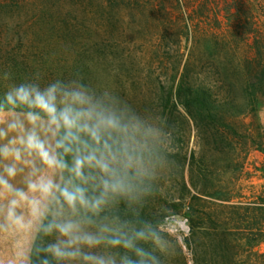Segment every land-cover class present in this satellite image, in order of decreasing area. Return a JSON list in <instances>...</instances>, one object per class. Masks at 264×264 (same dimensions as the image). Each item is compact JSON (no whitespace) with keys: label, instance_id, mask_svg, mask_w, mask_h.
I'll list each match as a JSON object with an SVG mask.
<instances>
[{"label":"rangeland","instance_id":"rangeland-1","mask_svg":"<svg viewBox=\"0 0 264 264\" xmlns=\"http://www.w3.org/2000/svg\"><path fill=\"white\" fill-rule=\"evenodd\" d=\"M40 4L33 2L22 12L0 10V104L3 105L5 119L10 120L11 117L7 116L9 106L4 102V95L13 85L32 82L46 87L61 81L72 87L82 86L99 111L114 116L122 125L119 129H107L103 133V138L118 136L124 148L121 154L115 153L117 162L113 165L116 169L113 179L123 183L125 190L122 193L127 199L138 201L150 197L151 205L158 208L154 213L159 216V208L165 207L164 199L169 201L170 196L177 199L182 190L167 158L176 154L180 145L174 141L173 133L164 131L153 104L158 90L172 85V72L180 56L176 53V39L181 36L180 54H184L185 61L194 51L205 57L221 58L224 77L234 85L243 102L244 81L236 69L237 61L264 58V0H178V3L174 2L173 10L165 1V6L170 9L168 14H162L161 19L125 12V32H117L112 37L99 30L67 35L61 28L54 29L46 19L35 23L36 6ZM163 31L167 32L165 39L155 42L156 34ZM101 40L106 42L96 47L95 44ZM115 42L120 47L112 48ZM5 73L9 74L8 79H4ZM15 111L20 114L27 109L17 108ZM180 111L183 113L184 110L180 108ZM258 111L264 137V96H259ZM25 126L30 127L27 121ZM184 127L188 141L186 145L181 144L186 154L183 182L190 192L185 195V202L190 203L192 196L197 195L191 182L193 170L197 178H202L199 172L203 168L215 169V157L208 159V156L201 164L204 139L190 118ZM17 135L16 132L9 133L7 139L0 140V145ZM83 139L93 144L88 137ZM162 145L167 149L166 154L160 151ZM77 147L80 145H73L71 153L62 152V158L68 165L62 171L48 168L35 154L24 155L23 160L30 163L0 157V175L14 189L24 191L29 197L15 208V215L22 218V223L17 224L8 217V206L16 198L15 194L0 186V264H33V245L49 216L53 223L77 222L82 232L101 238L100 243L93 246L79 244L80 255L66 256L68 264H93L85 259L86 256L114 261V264H126V261L131 264H141V261L144 264H156L157 261L158 264H194L188 241L191 225L184 209L172 208L165 219L139 229L133 225V213L119 207L108 195L104 194L105 202L99 209L77 204L74 210L59 192H56L55 199L44 200L39 193L29 191L27 180L35 169V175H31L33 180L44 176L61 187H82L85 191H92V194H85L89 200L100 197L104 191L102 179L107 178L103 173L96 168L85 167L83 171L88 179L84 182L69 171ZM238 161H232L230 178L236 175L234 170ZM14 162L22 170L8 177L5 166ZM241 177L238 186L245 199L264 195V153H251ZM153 185H156L158 194L151 192ZM32 199L40 200L41 214H33L29 202ZM203 199L212 204L216 201ZM238 202L235 200L233 204ZM168 206H172L171 202ZM116 210L119 215L115 214ZM139 213L137 211L136 216ZM53 230L58 244L66 239L58 230ZM140 232L143 236H137ZM116 238L131 240L133 247L110 243ZM137 248L146 255L137 254ZM257 251L264 254V246ZM254 264H264V261Z\"/></svg>","mask_w":264,"mask_h":264},{"label":"trees","instance_id":"trees-1","mask_svg":"<svg viewBox=\"0 0 264 264\" xmlns=\"http://www.w3.org/2000/svg\"><path fill=\"white\" fill-rule=\"evenodd\" d=\"M165 1L171 4V10L174 9V2L178 3V0H0V10L22 12L29 4L39 2L37 14H34L35 23L46 19L53 28H61L67 35L99 30L112 37L117 32H125V12L161 19L163 13L168 14L170 9L165 6ZM166 33L158 32L155 42L165 39ZM105 42L101 40L95 46ZM176 42V53L180 56L172 72V85L160 88L153 104L164 131L166 134L173 133L174 141L180 145L178 152L167 158L181 184V195L177 199L170 196L169 201L164 199L162 203L165 207L159 208V216L154 213L158 208L151 205L153 201L150 197L131 200L121 191H108L105 195L110 196L119 207L133 213V225L139 229L165 219L172 208L186 210V218L191 225V238L188 241L194 264L263 262L264 254H258L257 249L264 246V195L245 199L238 182L242 179L251 153H264V137L258 118L259 96H264V58L237 61L236 69L244 81L241 102L234 85L224 77L221 58L205 57L194 51L185 61L184 54H180V35ZM115 47L120 46L115 42L112 48ZM180 108L184 110L183 113ZM188 118L196 123L204 139L201 164L208 156V159L215 157V169L203 168L199 172L202 178H197L193 170L191 182L197 195L192 196L190 203L185 202L189 190L183 182L186 154L181 148V144L186 145L188 141L184 127ZM118 138L112 136L103 139L111 145L114 153L121 154L124 148ZM163 145L160 151L166 154L167 149ZM60 152L62 154V150ZM234 159L239 160L238 166L234 170L235 177L230 178L228 175ZM151 192L158 194L156 185H153ZM92 193L85 191V194ZM203 198L216 201L212 204ZM235 200H239V204H233ZM168 202L172 206H168ZM137 211L140 213L136 216ZM115 214L119 215L120 212L116 210ZM49 224H53L51 216L44 221L33 245L32 263L68 264L66 257H56L49 250L50 246L58 244L54 228L48 230Z\"/></svg>","mask_w":264,"mask_h":264},{"label":"clouds","instance_id":"clouds-1","mask_svg":"<svg viewBox=\"0 0 264 264\" xmlns=\"http://www.w3.org/2000/svg\"><path fill=\"white\" fill-rule=\"evenodd\" d=\"M8 78L9 74L5 73L4 79ZM4 102L9 106L7 116L11 119H5L3 105L0 104V125H5L0 127V140L7 139L11 132H16L18 135L8 139L6 144L0 145V157L4 159L11 157L15 162L30 163L23 160L24 155L35 154L48 168L62 171L68 165L62 158L60 150L65 154L71 153L74 151L73 145H80L75 149L73 164L69 171L84 182L88 179L84 175L85 167L96 168L107 177L102 179L104 193L95 200H89L82 187L73 189L67 186L61 187L51 178L44 176L33 180L31 175H35L36 172L33 169L27 180L30 192L39 193L44 200L55 199L56 192H59L63 200L74 210L77 204L96 210L105 202L104 194L108 191L125 190L122 182L113 179L116 174L113 165L117 162V156L112 151L111 145L103 139L105 130L119 129L122 125L114 116L99 111L93 98L82 86L72 87L56 81L41 87L38 83L23 82L10 87L4 95ZM17 108H26L27 111L18 114L15 111ZM25 121L30 127L25 126ZM84 136L93 144L90 145L83 139ZM15 162L5 166L4 171L8 177H13L18 170H22L17 168ZM0 186L7 192H13L16 197L9 203L8 217L17 224L22 223V218L15 215V208L21 201L29 200L28 195L22 190L14 189L2 175H0ZM29 202L33 214H41L40 200L32 199ZM53 228L66 238L59 244L50 246L49 250L56 257H74L80 255L79 244L93 246L100 243V237L82 232L80 224L72 220L49 224L48 230ZM137 236H143V233H137ZM110 243L113 245L122 243L126 248L133 247L131 240L128 239L116 238ZM136 251L139 255H146L142 249L137 248ZM85 259L91 260L93 264H114V261H105L94 256H86ZM153 260L155 261L156 258L153 257ZM126 264L131 262L126 261ZM141 264L144 262L141 261Z\"/></svg>","mask_w":264,"mask_h":264}]
</instances>
